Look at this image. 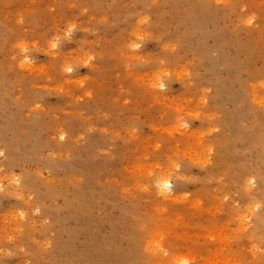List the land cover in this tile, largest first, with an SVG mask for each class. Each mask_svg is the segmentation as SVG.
<instances>
[{"label":"rangeland","instance_id":"1","mask_svg":"<svg viewBox=\"0 0 264 264\" xmlns=\"http://www.w3.org/2000/svg\"><path fill=\"white\" fill-rule=\"evenodd\" d=\"M0 153V264H264V0H0Z\"/></svg>","mask_w":264,"mask_h":264},{"label":"clouds","instance_id":"2","mask_svg":"<svg viewBox=\"0 0 264 264\" xmlns=\"http://www.w3.org/2000/svg\"><path fill=\"white\" fill-rule=\"evenodd\" d=\"M74 28H75V25H72V26H71V29H74ZM71 29H70V31H71ZM141 38H142V37H141ZM52 47L55 48V47H56V44H53ZM134 47H135V48H139L140 45H134ZM25 51H27V48H25ZM87 66H88V64L85 63L84 67H87ZM66 71H67L68 73H72V72H73V68H72V67H68V68L66 69ZM160 87L163 88L164 85H163V84H160ZM0 154H2V153H0ZM176 167L179 168V165H176ZM164 187H165V188H171L172 185H170V184H165Z\"/></svg>","mask_w":264,"mask_h":264}]
</instances>
